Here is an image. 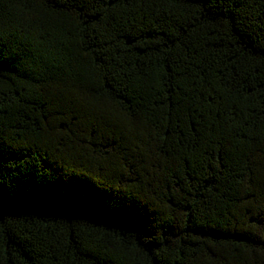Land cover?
<instances>
[{
    "label": "trees",
    "instance_id": "1",
    "mask_svg": "<svg viewBox=\"0 0 264 264\" xmlns=\"http://www.w3.org/2000/svg\"><path fill=\"white\" fill-rule=\"evenodd\" d=\"M0 264H264V0H0Z\"/></svg>",
    "mask_w": 264,
    "mask_h": 264
}]
</instances>
